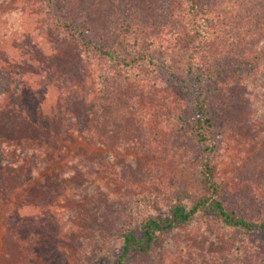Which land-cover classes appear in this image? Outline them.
<instances>
[{
    "label": "trees",
    "instance_id": "1",
    "mask_svg": "<svg viewBox=\"0 0 264 264\" xmlns=\"http://www.w3.org/2000/svg\"><path fill=\"white\" fill-rule=\"evenodd\" d=\"M36 1L45 8L53 35L63 33L65 39L75 42L78 52L73 60L77 62L78 58L79 63L67 70H74L69 79L75 78L79 84L74 92L63 94L59 103L62 110L50 124L46 118V123L33 121L27 129H21L17 114L28 116L31 109H16L15 100L10 99L9 110L0 117V178H22L28 171L35 173V182L40 184L43 179L33 169L42 171L47 158L59 160V156L75 171L88 172L91 165V170H98L102 176L113 164L121 168L114 162L109 139H95V132L98 125L122 110L127 112V124L135 125L130 131L126 129V137L133 136L122 141L124 146L148 153L147 135L152 130L148 122L156 119L158 109L151 104L140 105L137 99L144 93L151 94L152 85L147 84L158 77L183 98L177 115L179 142L193 155L198 189L189 205L181 199L186 193L176 192L169 212L157 217L150 215L152 202L141 197L145 192L124 190L114 204L106 195L110 211L102 215L104 209L90 212L97 219H88L89 226L80 239L79 262L95 255L96 246L112 233L122 239L115 264H129L132 253L149 254L164 233L185 226L203 212L216 218L223 228L225 253L238 264H257L264 253L259 248L264 235V0H114L111 11L102 13L103 23L98 29L70 13L61 15L57 0ZM4 25L0 21L1 35L7 36L10 47L22 60L30 56L33 47L25 44L29 38L9 32ZM222 85H239L247 102L244 120L242 115H234L235 127L229 123L225 126V173L219 157L223 134L215 121ZM0 88L1 103L6 89ZM163 92L167 95L166 89ZM228 96L225 93V118L231 105L227 102L233 98ZM238 127L245 129L239 139L235 134ZM61 135L63 142L59 140ZM244 146L251 150L253 159L232 174L235 161L228 153H244ZM99 148H103L100 157L95 154ZM251 171L259 175L258 179L251 177ZM88 182L89 177L85 185ZM94 184L99 185L95 195L103 194L99 187L110 192L105 183ZM116 216L123 223L128 219L127 223L117 227V220L113 221ZM132 219L139 221L134 227ZM2 235L0 227V258L7 259L10 251L3 249L6 238Z\"/></svg>",
    "mask_w": 264,
    "mask_h": 264
},
{
    "label": "rangeland",
    "instance_id": "2",
    "mask_svg": "<svg viewBox=\"0 0 264 264\" xmlns=\"http://www.w3.org/2000/svg\"><path fill=\"white\" fill-rule=\"evenodd\" d=\"M70 1L65 5L63 0H57L56 8L60 14L65 16L70 13V16L79 18L82 23H90L95 29L103 23L102 13L111 11L114 2ZM0 14V21L5 24L3 28L29 38L25 44L33 47L30 56H24L22 60L18 51L15 52L8 44L7 36L1 35L0 31V87L6 89L0 103V117L6 115L12 99L16 109H31L33 113L27 111L29 117L17 114L21 129H27L33 121L46 123V118L50 124L56 112L62 110L59 103L63 102V94L74 92L75 85L79 84L77 79L73 78L72 82L69 79L74 70H67L79 63L78 58L77 62L73 60L78 52L77 46L72 39H65L63 33L53 35L52 22L45 8L36 0H0ZM151 80L153 82L147 84L152 85L151 94L146 96L142 90L144 97L139 95L137 99L140 105L151 104L158 109L156 119L148 122L152 129L147 135L148 153L131 145L124 146L122 141L133 136L126 137V129L130 131L135 125L127 124V112L122 110L98 125L95 132V139H109L108 145L116 158L114 162L119 163L122 169L113 164L102 176L98 170H91V165L87 167L88 172L75 171V168L65 165L62 156H59V160L47 158L42 171L33 169L43 179L40 184L35 182V173L28 171L22 178H0V227L4 231L2 238H6L2 245L3 249L10 251L9 258H0V264H115L121 252L122 239L112 233L106 234L96 246L95 255L91 254L85 262L78 260L79 246L82 245L80 239L89 226L88 219H97L90 212L101 209H104L101 215L107 210L109 212L108 206L116 200L115 197L131 188L139 194L145 192L141 197L152 202L149 212L155 217L169 212L176 200V192L184 191L186 196L181 199L186 205L190 204L198 189V170L188 146L179 142L181 135L177 115L181 113L179 109L183 98L174 88H166L160 78ZM165 89L167 95L163 92ZM221 93L222 101L215 111V121L216 128L223 134L219 157L220 169L225 173V126L229 123L235 127L234 115H247V102L239 85L229 88L222 85ZM225 93L227 97L229 94L233 96L227 102L231 105L230 109H226V118ZM42 112L43 115H40ZM10 120L16 122L13 117ZM254 125L253 121L252 128ZM244 127H238L235 133L237 139L245 135ZM59 140L63 142V135ZM96 151L95 154H99L103 148ZM242 151L244 153H228L235 161L232 174L253 159L250 158V149L244 146ZM124 158L126 161L122 164ZM126 176L128 180L124 178ZM88 177L89 182L85 185ZM251 177L258 179L259 175L251 171ZM96 181L105 183L110 192L99 187L98 191L103 194L100 197L95 195L94 191L99 186L94 184ZM106 195L111 197L110 203ZM78 218L86 221L80 222ZM116 220L117 216L113 218L114 222ZM127 221L117 220V227ZM130 223L134 227L139 221L132 219ZM224 240L225 233L218 220L200 212L185 226L164 233L149 254L132 253L127 261L129 264H225V261L238 264L225 253ZM259 243L260 250L264 249V235H261ZM257 264H264V253Z\"/></svg>",
    "mask_w": 264,
    "mask_h": 264
}]
</instances>
